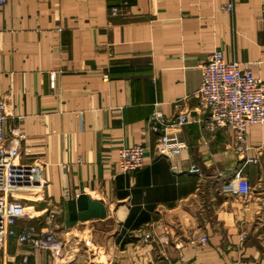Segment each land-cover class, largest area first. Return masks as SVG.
Here are the masks:
<instances>
[{"label": "crops", "instance_id": "obj_1", "mask_svg": "<svg viewBox=\"0 0 264 264\" xmlns=\"http://www.w3.org/2000/svg\"><path fill=\"white\" fill-rule=\"evenodd\" d=\"M216 49L264 82V0L0 4L4 132L20 135L21 162L43 164L64 243L58 262L37 251L22 263L11 240L7 264H264V123L239 144L232 130L206 127L195 97ZM154 108L186 112L168 130L179 154H161L147 124ZM133 145L143 167L120 172L118 149ZM237 171L246 197L219 191Z\"/></svg>", "mask_w": 264, "mask_h": 264}, {"label": "built area", "instance_id": "obj_2", "mask_svg": "<svg viewBox=\"0 0 264 264\" xmlns=\"http://www.w3.org/2000/svg\"><path fill=\"white\" fill-rule=\"evenodd\" d=\"M7 0H0V4ZM227 11L232 4H225ZM120 7L111 6L109 13L117 15ZM201 81L195 94L198 104L206 112L205 125L233 131L235 141L244 143L248 128L264 123V82L255 76L247 63L242 66L236 61H226L222 52L213 50L201 64ZM106 77V75H104ZM5 112L0 101V264H7L11 240L14 255L27 263L30 255L37 251L47 252L53 260L64 252V243L57 237L54 222L57 210L49 205L45 195L47 180L43 164L38 161L21 162L20 135L18 132L7 137L4 132ZM187 122L185 111H178L173 118H167L154 108L147 120L151 131L159 135L161 154L167 157L179 154L183 143L170 141L168 130L179 128ZM145 150L140 145L122 146L118 149L117 166L120 172H129L143 167ZM249 161H256L248 158ZM187 171L201 174L200 167L191 163ZM247 179L235 172L225 179L219 191L232 196L246 197L250 193ZM62 197L68 199L66 189ZM45 204L42 206V204ZM150 239L143 237L144 243ZM203 244L208 242L205 235L197 238Z\"/></svg>", "mask_w": 264, "mask_h": 264}, {"label": "rangeland", "instance_id": "obj_3", "mask_svg": "<svg viewBox=\"0 0 264 264\" xmlns=\"http://www.w3.org/2000/svg\"><path fill=\"white\" fill-rule=\"evenodd\" d=\"M58 261H59V258L56 259V262H58Z\"/></svg>", "mask_w": 264, "mask_h": 264}]
</instances>
